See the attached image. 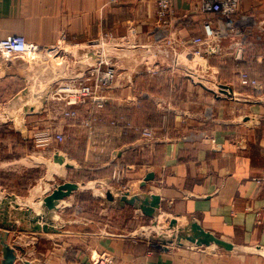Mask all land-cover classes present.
Returning <instances> with one entry per match:
<instances>
[{"label":"crops","instance_id":"crops-1","mask_svg":"<svg viewBox=\"0 0 264 264\" xmlns=\"http://www.w3.org/2000/svg\"><path fill=\"white\" fill-rule=\"evenodd\" d=\"M199 2L171 0V26L157 28L155 0H0V41L17 35L45 46L65 34L70 41L87 44L107 35L122 38L134 29L133 42L142 46L135 51L126 48L119 54L115 99L97 116L100 131L102 127L107 131L110 121L119 124L116 137H92L82 127L85 110L78 119L50 115L51 125L46 126L73 134L67 150H44L34 142L23 154V164L22 160L2 163L7 168L23 166V207L0 208V217L6 212L7 223L17 226L7 231L8 245L25 252L23 257L17 253L15 264H95L96 256L104 254L112 264H236L228 255L194 252L199 247L192 244L157 248L136 239V231H94L91 210L77 202L85 189L100 199V215L130 211L136 218L148 217L132 206L110 204L105 192L111 191L116 199L124 193L128 198L144 193L158 195L160 208L155 215L176 219L180 226L196 222L233 247L230 251L235 246L254 247L257 253H250L248 259L252 264H264V80L250 81L254 78L248 74V83L238 87L227 77L229 69L231 76L246 73L239 61L245 60L246 67L251 51L259 65L256 68L264 69V32L260 30L264 29V0H241V13L254 24L248 39L255 40L246 45L241 59L236 58L233 48L239 40L236 35L221 41L218 51L208 57V76L216 74V80L231 88V98L217 97L212 82L208 88L195 81L188 75L186 64H175L170 55L162 56V67L154 73L146 70L141 59L143 45L152 46L153 52L155 42L165 36L182 42L187 48L180 47L179 51L187 55L192 39L203 35V24L209 17L198 11ZM19 59L0 58V84L11 83L19 70L23 84L31 82L34 72L30 59ZM256 83L263 88L259 94ZM26 124L23 133L29 135L32 131ZM144 130L154 134L150 145L142 138ZM28 135L23 134V139L29 141ZM75 146L81 147V159L71 156ZM55 155L63 159L58 163L64 168L62 174L51 172ZM68 170H83L90 177L83 183L67 181ZM115 172H119L118 179H113ZM148 174L154 178L141 188ZM65 182L77 183L80 188L52 211L51 228L57 232L31 231L30 221L44 215L43 198ZM6 195L2 189L0 201ZM27 210L29 215H25ZM36 224L43 226L45 222L39 219ZM22 227L27 231H19Z\"/></svg>","mask_w":264,"mask_h":264},{"label":"built area","instance_id":"built-area-1","mask_svg":"<svg viewBox=\"0 0 264 264\" xmlns=\"http://www.w3.org/2000/svg\"><path fill=\"white\" fill-rule=\"evenodd\" d=\"M155 3L157 7V28L170 27L174 15L171 0H155ZM198 11L209 17L203 24V35L192 39L190 51L187 55L179 51L180 47L187 48L182 42H176L168 36L159 38L155 42L153 52H150L152 46L143 45L144 54H142L141 59L147 71H153V73L158 71L162 67L160 61L163 58L162 56L168 57L170 55L175 59V64H183L180 59L185 57L195 66L204 67L209 75L208 57L218 51L217 46L221 41L232 35L239 37L233 47L236 58L243 56L248 46V36L251 34L254 24L249 16L241 13V0H200ZM260 30L264 32L261 27ZM135 35V30L130 29L127 36L115 38L107 35L91 45V42L86 44L70 41L65 34H61L54 43L45 46L31 44L25 37L14 35L0 41V58L5 60H10V58L43 59L46 62L50 58H60L63 68L61 66L57 69L61 71V77L57 78L56 75L51 82L55 89L52 96H50L51 101L60 105L57 110V117L78 119L82 110H85L87 117L82 119V127L88 130L92 137H116L118 134L116 129L119 128L116 121H110L109 126L111 128L107 125L109 128L107 131L103 127L100 131L97 123L99 113L115 99V89L119 80L117 67L113 63V55L108 52L105 42H117L118 44L112 46L125 45L128 49L136 50L142 48V46L133 42ZM89 49L95 51V60L86 58V52ZM112 49L114 50V47ZM153 64H155L154 69L150 68ZM184 66L187 67L189 76L190 74L196 75L195 69L190 67L191 65ZM239 81L247 84L249 81L248 74L240 73ZM211 82L217 89L214 91L216 96L222 95L219 92L220 85L223 83L216 80V78H211L207 84ZM257 86L260 85L255 84L254 88L256 89ZM142 138L145 145H150L149 143L154 140V134L151 131L144 130ZM206 138H209V136H206ZM63 139V133H58L52 127H48L34 135L35 145L41 148L49 147L51 143H61ZM212 142L215 141L212 140ZM118 178L119 172H115L113 179ZM95 264H112V260L104 254L100 256Z\"/></svg>","mask_w":264,"mask_h":264},{"label":"rangeland","instance_id":"rangeland-1","mask_svg":"<svg viewBox=\"0 0 264 264\" xmlns=\"http://www.w3.org/2000/svg\"><path fill=\"white\" fill-rule=\"evenodd\" d=\"M251 40L247 39V43L252 44L253 42L254 44L255 40ZM116 44L118 43L112 41L105 42V47L109 49L108 52H110L112 55L117 54L116 56H118L114 57L113 55V63H116L118 61L119 54L123 53V50L126 49L125 45H121L118 47L112 46ZM112 47H114V50L112 49ZM142 52H144L143 49ZM254 55L255 52L251 51L249 53V59H247L248 63L245 67V71L246 74H249L252 78H254L250 81L257 80L258 82H261L264 80V69L261 70L259 68H256L258 65H255L256 62L253 59ZM54 58L48 59V62L44 61L43 59L28 60L31 63V71L34 72V77L32 78V80L34 81L31 80V82L26 86L23 84V78L21 77L20 70L17 73L16 78L10 81L11 83L0 84V193L3 189L8 195H17L18 198L16 203L18 205H21L22 207L23 166L17 165L15 167L7 168L3 166L2 163L22 160L21 162L23 164V154L27 151V147L29 146V144H34V135L48 128L46 124L51 125L52 121L49 118L50 115H53L54 117H57L58 115L57 110L60 108V105H58L54 101H51L50 98V96H52V93L54 92L55 86L52 84L45 85L48 84L47 82L49 80L54 79V76L57 75V78L61 77V71L57 68L61 66L63 68V64L61 63L60 58H55L57 60H55ZM19 60L23 61L22 59ZM180 60L181 63L191 65L190 67L195 69L196 75L190 74L191 78H193L195 81H200V83H202L205 87L209 88L211 86L210 83L207 84V82L208 80L210 81L211 78H216V74H211V76H208V73H206L204 67L195 66L193 63L186 60L185 57L183 60ZM22 65L25 64L23 63L21 64V66ZM233 73H235V71ZM230 74L231 70L229 69L227 75L228 80L235 83L238 87H240V85H245V83L238 81V74H233L232 76ZM256 84L259 85L260 83ZM214 89L216 88L214 87ZM262 89L263 88L261 86H257L255 91L259 94L262 92ZM244 91L248 90L245 89ZM26 108L29 109L25 111ZM8 111L10 112V114ZM26 113L27 115H25ZM42 118H44L43 124ZM25 121L28 122V124H26L25 126H28L27 128L32 131V133L29 135L27 132L23 133V124ZM23 134L24 136H30L31 139L29 141L23 139ZM72 135L73 134L71 132H67L66 134L63 133L64 139L61 143H51L50 146L44 148V150L52 149V151H66L68 148L66 147V144L68 143L69 146ZM77 146L72 148L71 152V156L75 160L81 159L82 155V150L80 149L81 147L79 148ZM68 160L69 162L72 161L74 163V160ZM51 172L62 174L64 173V168L58 163H55V165L52 166ZM89 177L90 175L83 170L76 173H71L70 170H68L67 176H65V178H67V181L69 179H73L74 181H79L81 183L86 182ZM93 191L95 190L93 189ZM90 194L91 191L85 189V192L81 196V204L91 210V218L94 220V224L92 225L94 231H101L104 234H110L116 231H126L127 233L136 231V239L145 240L147 242H150L151 244H155L156 247L159 248L163 245L161 243L162 239L171 238L172 236L176 235L179 228L185 227L180 226L177 223V228L171 229L169 225V218H165L162 214H157L153 218H136L130 211L119 213L109 212L110 214L100 215V210H98V207L101 201L98 197L93 198ZM182 243L190 245L185 241H183ZM222 243L223 246H219L215 243H212L209 247L202 246L198 249H195L194 252H197V250L206 251L209 252V254L216 253L217 255H223L221 257L228 255L230 256V258L235 260L236 264H252L247 256H250V253H257L254 247L246 245L235 246V249L233 251H230L233 247H231L224 241H222ZM99 259L100 257L96 256L95 263Z\"/></svg>","mask_w":264,"mask_h":264},{"label":"water","instance_id":"water-1","mask_svg":"<svg viewBox=\"0 0 264 264\" xmlns=\"http://www.w3.org/2000/svg\"><path fill=\"white\" fill-rule=\"evenodd\" d=\"M96 42H91L90 44L93 45ZM86 58L89 60H95L96 59V53L93 49H89L86 52ZM238 59H241V56H238ZM222 95L226 97H232L233 91L231 88H229L227 85H220V92ZM54 162L61 164L63 162V159L57 155L54 157ZM69 168V167H67ZM154 176L153 174H148L144 179L143 182L140 184V187L143 188L146 186V184L153 180ZM80 186L77 183L74 182H65L60 185H57L50 194L45 196L42 200V208H44V215L42 217L34 218L30 221V230L31 231H43V232H57L52 227V222L50 220V217L52 215V211H54L57 208V205L59 201L64 200L65 198L71 196L75 192L79 190ZM128 193L122 194V196L119 199H116L111 191L105 192V198L107 202L110 204H114L115 206H118L120 208H124L125 206H132L135 209L140 210V212L148 217L153 218L155 216L156 210L160 208V197L158 195L152 194H142L141 197L134 196L131 198H128ZM12 206V208L18 209L20 206L16 203V197L6 195L1 201H0V208H9ZM1 212V211H0ZM15 214V212H13ZM30 211L27 210L25 215H29ZM20 219V218H19ZM39 219H43L45 222V225L39 226L37 225V221ZM20 222H23V219H20ZM177 220L172 219L169 222L170 228H177ZM0 228L4 230L3 233H0V246H1V260L0 264H15L17 262V253L23 257L25 252L22 248L14 245L9 246L7 243L8 238V232L10 230H16L17 226L13 223H7V213L3 212L0 217ZM8 231V232H7ZM19 231H27L26 229L19 228ZM183 241L198 246V247H209L212 243L217 244L219 246H223L222 241L214 237L209 232L205 231L199 224L196 222H189V224L185 227L179 228L176 235L172 236L168 239H162L161 243L163 246L167 247L168 245H171L173 243H176L180 245ZM23 264H30L28 261L23 262Z\"/></svg>","mask_w":264,"mask_h":264},{"label":"trees","instance_id":"trees-1","mask_svg":"<svg viewBox=\"0 0 264 264\" xmlns=\"http://www.w3.org/2000/svg\"><path fill=\"white\" fill-rule=\"evenodd\" d=\"M244 61H245V60H243V59H242L241 61H239L240 67L245 68ZM255 65H256V64H255ZM258 66H259V65H258ZM258 68H259V67H258ZM107 107H108V106H106L104 110H106ZM104 110H103V111H104ZM99 114H100V113H99ZM105 124H106V122H105ZM81 196H82V194L79 195V197L77 198V202H78L79 204L82 203V198H81ZM81 205H82V204H81Z\"/></svg>","mask_w":264,"mask_h":264},{"label":"bare ground","instance_id":"bare-ground-1","mask_svg":"<svg viewBox=\"0 0 264 264\" xmlns=\"http://www.w3.org/2000/svg\"><path fill=\"white\" fill-rule=\"evenodd\" d=\"M108 50H109V49H108ZM134 51H135V50H134ZM121 54H122V53H121ZM139 64H140V63H139ZM143 64H144V63H143ZM136 65H137V64H136ZM137 66H138V65H137ZM141 66H142V65H141ZM30 95H31V94H30ZM20 98H22V97H20ZM16 101H17V100H16ZM18 102H19V101H18ZM8 112H9V111H8ZM9 114H10V112H9ZM9 116H10V115H9ZM9 116H8V117H9ZM34 207H35V206H34Z\"/></svg>","mask_w":264,"mask_h":264}]
</instances>
